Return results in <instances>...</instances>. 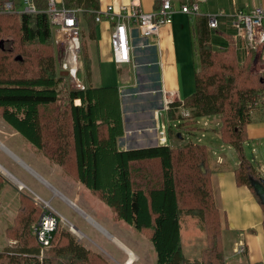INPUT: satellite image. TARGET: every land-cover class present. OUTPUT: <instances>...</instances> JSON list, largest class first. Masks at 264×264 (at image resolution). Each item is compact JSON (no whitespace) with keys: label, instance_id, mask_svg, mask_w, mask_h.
<instances>
[{"label":"trees","instance_id":"trees-1","mask_svg":"<svg viewBox=\"0 0 264 264\" xmlns=\"http://www.w3.org/2000/svg\"><path fill=\"white\" fill-rule=\"evenodd\" d=\"M47 1L36 0L41 10L36 15L0 16V116L54 164L98 195L113 210L114 218L144 232L157 253L156 264H227L225 220L222 224L213 196L209 151L193 140L176 147L172 142L185 140L174 127L190 122L185 131L199 132L197 120L220 116L218 133L222 142L235 150L239 161L237 184L252 191L264 212L255 185L262 178L244 150L251 123L249 104L264 90L263 74L250 71L254 54L240 65L233 48L212 49L207 19L197 17L201 71L195 75V92L169 105L167 144L120 150L124 127L117 87L75 90L69 94L68 106L58 105L57 86L65 76H58L55 70L53 26L44 13ZM62 3L69 9L84 10L83 19L93 37L98 0ZM84 44L85 69L90 78ZM158 76L156 87L160 85ZM76 100L81 104L75 105ZM181 107L190 110L188 118L176 116ZM4 183L0 176V191ZM42 212L33 199L20 195L14 223L6 229L7 237L18 244L0 252V264H108L60 227L43 257L41 245L30 232ZM184 215L199 218L206 233L207 246L200 260L194 262L183 254Z\"/></svg>","mask_w":264,"mask_h":264},{"label":"crops","instance_id":"crops-1","mask_svg":"<svg viewBox=\"0 0 264 264\" xmlns=\"http://www.w3.org/2000/svg\"><path fill=\"white\" fill-rule=\"evenodd\" d=\"M160 1L161 0H98V10L105 12L109 6H113L114 8L120 6H134L145 13H152L158 8ZM183 3L184 0H173L177 12L173 15L172 23L161 28L160 34L156 40L150 41L137 36L136 40H139V43H134L135 49H142V52L145 48H150L148 52H143L145 53L146 58H150L151 55L149 52H151L152 49V56L154 58L152 62L157 68V74L159 75L160 85L157 87V90L162 96V107L155 111L156 136L153 139V143H156V146L165 145L168 141L167 127L169 125V119L166 111L167 104L170 105L173 102L186 98L181 94L180 62L182 61L186 64L189 62L190 56H187V58L186 56L182 57L181 53L192 50L190 49L192 38L191 32H195L197 36V17L206 18L208 15H214L220 11H224L226 15H231L237 10L250 11L258 7L264 8V0H203L199 2V14L195 17H190L189 15L178 11L180 5ZM230 22L229 19L223 18L220 22V29L217 33H211L210 45L212 44L211 46L213 49L216 50L219 45L226 46L229 44L232 30H230L227 25H230ZM112 26L113 23L108 19L96 22L94 36H88L87 38V54L90 60L92 78H94V75L97 76V70L100 67H112L115 65L112 59L110 42ZM87 35H89V33ZM178 38L179 43L177 41ZM90 46H92V50L89 49ZM135 49L133 50V62L131 64L122 67H117L115 65L120 72L124 71V83H128L129 79L132 78L130 76L132 71L135 72L140 66H142V64L137 63V60L135 59ZM148 64H151V61H149ZM152 65H143L142 67H152ZM131 75L134 76L133 73ZM124 83L118 88L119 92ZM190 92L191 89L187 91L186 94H190ZM181 110L179 112L181 117L187 118L190 116V110L186 109L187 113L185 114ZM211 119L217 120V118L214 117H205L196 121V126L198 125V127L201 128V131L192 137H194L193 140H197V143L205 145L204 142L207 139L206 132L212 131L204 125L208 124V121ZM162 132H165V134L161 135ZM246 132L247 141L244 144L245 154L253 163L261 177L259 170L264 166V109L251 112V123L247 126ZM212 133L214 137L212 138L209 136L208 145L206 146L210 153V159L213 156L211 159V169L213 171L212 186L216 205L225 220L223 240L226 263L264 264L263 209L247 186H239L237 184L235 171L239 167V161L235 150L230 145L222 142L218 132L213 131ZM163 137L165 138L166 143L163 142ZM24 140L26 139L21 134H19L3 118H0V160L4 158V161L9 165L12 160L21 166L22 170L27 174V177H35L41 181L47 188L52 190L53 197L56 195L60 196L64 201L77 209L86 220H91V223L98 227L110 240H112V242H114L113 240H116L115 237L109 234L102 226L95 222L93 218L76 205L75 201L80 200L78 195L72 200V195L57 188L45 177V175L43 176L36 169H42V165L35 155V151H39L29 141L30 146H28L27 149L22 147L21 143ZM0 168L2 169L0 170L1 174H9V169L6 168L1 161ZM52 172H54L53 167L46 169V174L49 178H51L50 176H52ZM15 180L16 182L10 180L11 188H7L13 191L10 197L4 198V203L0 202V207H2L3 210H7L9 207L8 203L16 197L19 198L20 205V195L25 193H23V190H19V186H23L24 188L28 187L27 181L17 178ZM5 183L1 188L0 196L6 188ZM8 191L10 192V190ZM30 198L33 199L32 197ZM241 248H244L243 252H239ZM129 251L131 252V250Z\"/></svg>","mask_w":264,"mask_h":264},{"label":"rangeland","instance_id":"rangeland-1","mask_svg":"<svg viewBox=\"0 0 264 264\" xmlns=\"http://www.w3.org/2000/svg\"><path fill=\"white\" fill-rule=\"evenodd\" d=\"M57 2H62L61 0H57ZM83 13L80 14V41L82 46L81 51V61L82 68L80 70L78 78L84 83L85 87H117L119 88L122 83H124V71L120 72L115 65L112 67H100L97 70V76L94 75L92 78V73L90 78L88 77V71L85 69V50L83 49V42L85 43V48L87 50V38L88 27L83 19ZM20 16V15H18ZM21 17V16H20ZM53 36L51 39L53 53H54V61H55V70L58 76L63 75L60 71V67L62 62L65 59V55L63 49L58 47L55 42V29L52 28ZM191 44L190 51L188 52H180L182 57L190 56L189 62L186 64L182 61L180 62V71H181V94L183 97H189L195 92V75L196 72L201 71V65L198 57V38L195 32H191ZM179 43V38H178ZM139 43V40L135 41V44ZM181 45V44H180ZM92 50V46L89 47ZM150 48H145L143 52H148ZM213 49V48H212ZM215 50V49H214ZM142 52V49H135V59L137 63H141L143 65H152L153 64V53H150V58H146L145 53ZM219 53V52H217ZM236 53V52H235ZM88 55V54H87ZM255 56V55H254ZM259 58V62H252L250 71L254 75H262L264 76V54ZM89 59V57H88ZM146 61V62H145ZM151 61V64L148 62ZM140 66L137 71H132L134 74L130 76L128 83H124L119 92V98L121 103V108L123 111V127L124 134L120 138L118 142V147L120 150L127 149H137V148H146V147H154L156 143H153V139L156 136V121H155V111L162 107L161 100L162 96L158 92L157 87L155 86L157 72L154 64L152 67H142ZM149 69V70H147ZM154 70V71H153ZM100 74V77H99ZM65 76L58 84L57 90L59 92V107H66L70 103L69 94L72 91L79 90L75 82L69 78L67 75ZM96 77V78H95ZM191 89L190 94H186L187 91ZM260 92H264L260 91ZM192 93V94H191ZM75 105H80L81 103L75 101ZM168 106V104H167ZM182 109V110H181ZM183 113H187L185 108H180ZM180 110L177 111L176 116H180ZM162 113V112H160ZM215 119H211L208 121V124L204 125L208 127L210 131L218 132L220 128V116H213ZM0 118H2L0 116ZM188 118V117H187ZM172 124V123H170ZM190 122L186 123V126L182 128L174 127V132H179L184 134L185 140L178 142L174 140L173 146L184 145L189 142V140H193L194 137H190L191 135H195L199 133L198 131H185V128H190ZM193 126V125H192ZM198 126V125H197ZM212 132H206L207 139L205 140V146L208 145V138L214 137ZM162 135V133H161ZM197 142L196 139L193 140ZM24 142V143H23ZM21 146L25 149L28 148L29 142L24 140L21 143ZM207 147V146H206ZM210 154V153H209ZM35 155L37 159L40 161L42 165L41 168H35L51 182L57 188L65 191L67 194L72 195V200L75 196H79L80 200H76V205L85 211L95 222H97L100 226H102L109 234L115 237L123 246L135 254L133 261L130 264H156L157 261V253L154 249V246L147 238L145 233L135 230L130 225L125 222L114 218L113 210L106 205L102 200H100L99 196L94 194L91 190L83 186L78 182L76 178L72 175L65 172L64 168L61 166L54 164L48 157H46L40 151H35ZM213 156L211 157V159ZM211 159H210V167H211ZM1 163L8 168L9 175L14 179H20L23 181H27V188H23V193L32 197L33 200L35 198L34 193L39 196L41 199L51 202L52 208L59 212L61 216H63L68 222L62 221L60 222L59 227L64 232L69 233L72 236L77 244H80L86 248V250H90L95 254L99 255L103 258L108 264H126L130 261V258L124 251H122L112 240L108 238L98 227H96L93 223L86 220L85 217L77 211L74 207L64 201L60 196L56 195L53 197V192L49 188L45 186L41 181L36 179L35 177H27V174L24 170H22L21 166L16 164L11 160V164L9 165L4 161V158L0 160ZM53 167L52 176L46 174V169ZM73 168V166H71ZM264 169V166L261 167V170ZM0 170H2L0 168ZM4 172V171H3ZM6 172V171H5ZM6 174V173H4ZM2 175V176H1ZM8 175V174H7ZM0 176L5 180V189L0 196V202L4 201V198H9L11 193V183L10 180L0 173ZM10 190V192L8 191ZM214 196V192H213ZM215 199V197H214ZM4 203V202H3ZM216 203V201H215ZM37 205L44 211L43 206L44 203L39 202ZM8 209L3 210L0 207V252H4L8 249H15L17 247V241L14 239H10L6 235V229L13 225L14 217L16 215L17 209L19 207V198L16 197L12 199L11 202L8 203ZM217 206V205H216ZM220 211V210H219ZM221 222H224V216L220 211ZM74 227H71V226ZM72 230H71V228ZM181 238H182V248L183 254L191 261L200 260L202 252L205 250L207 246L206 241V233L204 228L201 225L199 218L195 216L184 215L181 220ZM80 234H77V230ZM224 230V228H223ZM147 231V230H146ZM31 235L36 239V236L31 231ZM224 242V240H223ZM49 246L44 250V256L50 250ZM225 250V246H224ZM225 252V251H224ZM226 258V256H225Z\"/></svg>","mask_w":264,"mask_h":264},{"label":"built area","instance_id":"built-area-1","mask_svg":"<svg viewBox=\"0 0 264 264\" xmlns=\"http://www.w3.org/2000/svg\"><path fill=\"white\" fill-rule=\"evenodd\" d=\"M200 1L203 0H184L178 11L190 17H195L199 14ZM83 11L81 8L69 9L57 0H48L46 10H44V13L49 16L53 29H55V42L58 47L63 49L65 55L60 71L66 73L75 82L79 90L86 89L84 83L78 78L82 68L80 14ZM176 12L173 0H161L158 8L152 13H145L134 6H120L118 8L109 6L105 12L96 10L95 15L96 22L108 19L113 23L110 37L112 59L117 67H122L133 62L134 43L137 36L150 41L156 40L161 28L172 23L173 15ZM39 13H41V10L36 0H0V16L36 15ZM223 18L231 21L230 25H226L232 30V34L230 35L229 44L226 46L219 45L216 50L234 48L240 65L245 64L251 54L255 55V62H259V58L262 57L264 51V8L258 7L250 11L237 10L231 15H226L224 11L208 15L206 19L211 33H217ZM249 108L251 112L264 109V92H259L253 98ZM168 109L169 105L166 111ZM164 134L165 132H162V135ZM162 140L166 143L164 137ZM259 171L263 179L264 169L261 170L260 168ZM11 181L13 182V180ZM23 188V186H19V190L22 191ZM34 196L36 203L42 202L45 204L40 219L31 226V231L41 245L42 252H44L45 249L51 246V240L57 232L61 220L68 221L52 208L51 202L41 199L36 194ZM243 251L244 248L239 250V252Z\"/></svg>","mask_w":264,"mask_h":264},{"label":"bare ground","instance_id":"bare-ground-1","mask_svg":"<svg viewBox=\"0 0 264 264\" xmlns=\"http://www.w3.org/2000/svg\"><path fill=\"white\" fill-rule=\"evenodd\" d=\"M5 176H7V178H9V179H11V180H13V182H16V180L14 179V178H12L9 174L7 175V174H4ZM89 219V218H88ZM90 220V219H89ZM91 221V220H90ZM74 227V226H73ZM77 230V229H76ZM78 231V230H77ZM77 234H80V233H77ZM81 235V234H80ZM122 250H124V252H126V254L129 256V258H130V261L128 262V263H126V264H130L131 262H132V259H133V261H135V259H134V255L135 254H133L132 252H130L129 250L130 249H128V248H126V247H124L121 243H119L118 241H116V240H113Z\"/></svg>","mask_w":264,"mask_h":264},{"label":"water","instance_id":"water-1","mask_svg":"<svg viewBox=\"0 0 264 264\" xmlns=\"http://www.w3.org/2000/svg\"><path fill=\"white\" fill-rule=\"evenodd\" d=\"M63 75H67L64 73ZM256 185V192L258 196L260 197L261 201L264 203V179H262L261 182H258L255 184Z\"/></svg>","mask_w":264,"mask_h":264}]
</instances>
